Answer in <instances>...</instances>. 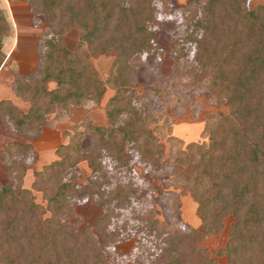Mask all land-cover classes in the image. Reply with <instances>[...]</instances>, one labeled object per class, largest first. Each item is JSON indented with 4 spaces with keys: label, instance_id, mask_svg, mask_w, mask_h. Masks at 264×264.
I'll list each match as a JSON object with an SVG mask.
<instances>
[{
    "label": "trees",
    "instance_id": "trees-1",
    "mask_svg": "<svg viewBox=\"0 0 264 264\" xmlns=\"http://www.w3.org/2000/svg\"><path fill=\"white\" fill-rule=\"evenodd\" d=\"M22 1L34 22L42 19L46 26L35 68L27 74L12 68V92L27 107L0 99V124L24 136L38 135L52 112L99 102L107 84L114 93L105 106L108 125L85 122L70 134L55 149L56 159L34 173L31 188L22 186V176L32 146H5L10 178L0 181V264H110L115 259L109 245L133 237L126 258L135 264H221L214 254L224 256L225 264H264V4L248 8L245 0H198L185 11L187 29L171 57L179 70L176 64L191 44L193 65L177 76L206 83L209 96L228 111L209 116L203 130L207 141L191 145V156L170 152L164 158L153 145L154 135L144 131L148 115L134 104L132 72L143 55L152 59L164 51L155 3L168 11L169 0ZM71 29L78 33L73 50L63 39ZM10 31L0 7V68ZM86 48L115 53L105 83L78 66ZM86 133L91 143L83 146ZM129 153L148 170L168 166L186 185L197 204L199 228L137 209L135 202L145 195L132 176ZM81 161L90 170L83 180ZM33 191L41 193L40 202ZM86 198L101 213L92 226L78 229L70 220L73 205ZM226 215L232 222L225 245L215 253L201 248L199 242L217 234ZM151 245L159 251H149Z\"/></svg>",
    "mask_w": 264,
    "mask_h": 264
},
{
    "label": "rangeland",
    "instance_id": "rangeland-1",
    "mask_svg": "<svg viewBox=\"0 0 264 264\" xmlns=\"http://www.w3.org/2000/svg\"><path fill=\"white\" fill-rule=\"evenodd\" d=\"M196 1L198 0H169L168 11L161 10L159 2L155 3L158 19L161 21L159 40L164 51L156 53L152 59L143 55L141 59L135 61L132 72L136 91L134 104L141 109H146L148 115V123L144 131L154 135L153 145L162 150L164 158L170 152L174 155L185 153L191 156L194 153L191 145L207 141V134H203V130L209 116L216 113L226 114L228 111L223 101H216L209 96L206 83L198 82L190 77L177 76L181 74L179 72L183 68V70L192 68L193 47L191 44H187L184 50L186 57L181 58L179 64H176L179 70L175 69V61L171 57L176 43H180L187 29L184 22L185 11L189 10L188 7ZM244 4L248 8H253L264 4V0H245ZM0 7L11 24L10 34L5 38L3 46L8 60L0 70V98H7L26 109L27 103L12 92V80L15 74L12 68L16 66L19 74H27L35 68L39 37L46 24L42 19H35L34 22L27 3L22 0H0ZM63 39L65 45L73 50L78 43L77 30H69L63 35ZM114 59L115 53L106 56L100 51L86 48L79 56L78 66L84 74L105 83ZM113 93L114 88L107 84L106 91L99 102L88 101L80 106H69L66 110L52 112L47 115V123L38 135L31 133V136H24L0 124V181L6 182L10 178L6 162L2 158L7 144L17 142L32 146L33 154L29 156L28 167L22 176V186L31 188L35 179L34 173L41 170L43 165L56 159L55 149L60 144L68 142L70 134L76 130H82L85 122L108 125L105 106ZM90 143L91 137L86 133L82 139V145L88 146ZM129 155L133 164L132 176L145 195L142 201L135 202L137 209L146 214L152 211V214L161 221H178L182 226L199 228L197 204L191 198L186 185L175 177L170 168L167 166L159 171L148 170L143 167V163L137 161L135 153H129ZM103 162L109 169L110 176L116 177L115 170L110 165L113 163L108 156L103 158ZM78 167L83 180L90 170L85 161H81ZM124 178L122 177V180ZM33 193L40 202L41 193L37 191ZM73 211L70 220H75L77 228L81 229L84 226L93 225L101 213V208L86 198L75 202ZM222 222L223 225L217 234L207 236L199 242L201 248L215 253L225 245L232 217L226 215ZM150 242L153 244L152 241ZM134 245L135 237L109 245L115 259L110 264H135L134 259L126 258V254L130 253ZM149 251L155 254L159 249L151 245ZM213 256L219 263L225 264L224 256L216 254ZM136 257L138 258L139 255H136L135 259Z\"/></svg>",
    "mask_w": 264,
    "mask_h": 264
},
{
    "label": "crops",
    "instance_id": "crops-1",
    "mask_svg": "<svg viewBox=\"0 0 264 264\" xmlns=\"http://www.w3.org/2000/svg\"><path fill=\"white\" fill-rule=\"evenodd\" d=\"M7 55V54H6ZM7 60H8V55H7V59H6V61L4 62V64L1 66V68H0V70L4 67V65L7 63ZM16 67V66H15ZM0 99H2V98H0Z\"/></svg>",
    "mask_w": 264,
    "mask_h": 264
}]
</instances>
